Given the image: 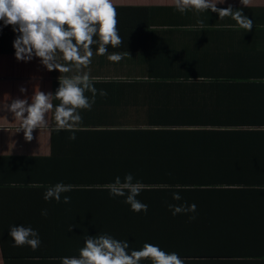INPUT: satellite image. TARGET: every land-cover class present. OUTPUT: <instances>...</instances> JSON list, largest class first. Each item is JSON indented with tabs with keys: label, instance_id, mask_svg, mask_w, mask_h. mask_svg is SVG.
Here are the masks:
<instances>
[{
	"label": "crops",
	"instance_id": "obj_1",
	"mask_svg": "<svg viewBox=\"0 0 264 264\" xmlns=\"http://www.w3.org/2000/svg\"><path fill=\"white\" fill-rule=\"evenodd\" d=\"M112 3L117 8L119 34L124 44L116 49L109 46V53L126 55L119 63L108 61L106 56L93 57L90 72L95 87L106 90L108 95L97 94L92 110L81 112L87 130L76 132L77 139L72 141L67 139L69 132L57 134L49 129L39 133L37 129L36 138L26 142L23 133L10 135L0 129V221L6 224L2 230L9 236L13 224L31 226L38 230L46 252H55V200L43 199L46 188L55 185V154L81 152L86 144L82 135L100 129L216 128L223 125L219 120H241L260 109V101L253 103L254 97L260 99L253 83L244 86L245 91L250 89V96L237 103L236 81H214L207 76L214 72L228 76L253 72L257 58L262 55L264 60V0H251V6L243 9L254 19L250 32L240 29L230 17L220 20L218 13L181 14L172 6L174 0H112ZM229 4L242 7L240 0H227L218 7ZM200 20L202 25L198 23ZM15 36L11 26L0 32V100L4 97L6 101L10 95L23 98L24 94L19 92L21 85L27 86L29 97L35 87L54 92L59 86V71H48L38 59L17 61ZM248 53L254 54L255 59H247ZM4 115L12 119L11 113L0 111V125L17 123L8 121ZM203 118H212L213 122H199ZM154 119L168 121L151 123ZM186 119L194 123L176 121ZM49 120L52 121V113ZM254 195L248 194L242 202L233 196L224 206H199L195 213L187 214L186 221L189 216L200 214L190 222L208 235L212 230V235L206 240H196V250L208 253L181 256L185 264H264V202ZM43 209L48 211L46 217L41 214ZM175 216L172 219L178 221ZM209 223L213 226L209 227ZM213 247L216 254L211 253ZM13 257V261L22 262L27 256ZM45 259L55 262V255ZM0 260L4 264L1 246Z\"/></svg>",
	"mask_w": 264,
	"mask_h": 264
},
{
	"label": "trees",
	"instance_id": "obj_2",
	"mask_svg": "<svg viewBox=\"0 0 264 264\" xmlns=\"http://www.w3.org/2000/svg\"><path fill=\"white\" fill-rule=\"evenodd\" d=\"M246 58L254 60L255 56L248 53ZM261 59L262 55L257 58L253 72H236L234 76L214 72L207 76L214 81H236L237 103L250 96V89L245 91L244 86L253 83L260 97H254L253 103L260 101L261 105L252 116H242L239 111L241 120H219L223 125L216 128L92 130L82 135L86 144L81 152L55 154V184L74 186L73 191L62 194L71 196V203L55 201V252H46L42 245L36 251L14 247L10 234L6 236L2 230L6 224L0 221L4 264H61V257L79 255L86 235L104 232L128 240L136 249L149 242L180 256L207 254L196 250V240L209 239L212 230L208 235L201 227L186 221L187 214H178L175 216L178 221H174L168 205L186 201L197 207L224 206L233 196L242 202L254 192V196L260 197L256 199L264 202V60ZM167 121L154 119L151 123ZM176 121L194 123L190 119ZM199 122L206 124L213 120L203 118ZM242 124L254 127L229 126ZM128 173L134 176V182L145 185L137 199L148 205L146 214L131 211L130 205L123 202L124 197H110L103 187L117 176L123 180ZM176 191L182 200L173 199ZM193 226L198 228L197 232ZM212 249L211 253L216 254L215 247ZM14 255L27 257L18 262L13 261ZM49 255H55V262L46 261Z\"/></svg>",
	"mask_w": 264,
	"mask_h": 264
},
{
	"label": "clouds",
	"instance_id": "obj_3",
	"mask_svg": "<svg viewBox=\"0 0 264 264\" xmlns=\"http://www.w3.org/2000/svg\"><path fill=\"white\" fill-rule=\"evenodd\" d=\"M227 0H174V8L181 14L189 11L195 13H218L220 20L230 17L240 29L250 32L254 26L251 19L243 11L251 6V0H240L242 7L232 4L218 7ZM118 12L112 0H0V32L11 26L16 33L13 41L15 58L21 62L38 59L48 71H59V86L53 91H42L35 87L31 96L25 85L19 87L24 96L0 100V111L11 113L14 125H0V129L10 135L23 133L26 142H31L34 132L51 130L57 134L66 131L71 133L67 139L76 140V132L87 130L83 126L82 111H91L97 94L107 97L104 89L95 87L96 81L91 76L90 66L94 56H106L112 63H119L126 53H109V46L116 49L123 44L119 34ZM201 25L203 21H198ZM228 27H235L228 25ZM63 60V63L61 62ZM86 69H88L86 71ZM63 74V75H62ZM91 93V96L87 95ZM29 100L31 102H29ZM59 103H53V101ZM10 101V102H9ZM52 113V121L49 120ZM39 139V137H38ZM110 197H124V203L136 213L148 211V205L137 197L145 189L140 181L134 182V176L128 173L121 180L115 177L114 182L103 186ZM178 188L180 186H177ZM74 190L71 184L58 182L46 188L43 199H53L64 204L71 203V196L63 195ZM173 199L182 200L179 191L173 193ZM172 214L195 213L197 205L169 204ZM41 214L48 215L47 209ZM195 215L189 216L194 220ZM14 247L29 246L32 251L40 248L42 240L38 230L31 226L13 224L10 227ZM73 225L69 227L72 230ZM61 264H185L179 253L167 252L159 245L145 242L139 249L132 248L128 240H120L110 233L86 235L84 246L79 249L78 256H64Z\"/></svg>",
	"mask_w": 264,
	"mask_h": 264
},
{
	"label": "rangeland",
	"instance_id": "obj_4",
	"mask_svg": "<svg viewBox=\"0 0 264 264\" xmlns=\"http://www.w3.org/2000/svg\"><path fill=\"white\" fill-rule=\"evenodd\" d=\"M0 262H1V260H0Z\"/></svg>",
	"mask_w": 264,
	"mask_h": 264
}]
</instances>
